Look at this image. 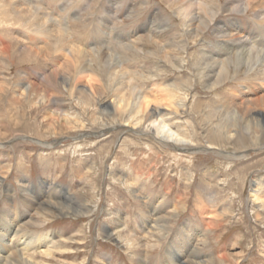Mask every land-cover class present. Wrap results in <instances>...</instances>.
<instances>
[{
	"label": "rangeland",
	"instance_id": "obj_1",
	"mask_svg": "<svg viewBox=\"0 0 264 264\" xmlns=\"http://www.w3.org/2000/svg\"><path fill=\"white\" fill-rule=\"evenodd\" d=\"M12 1L17 3L18 0ZM19 1L32 12H38L37 15L42 16L46 23L38 26L34 13L32 17H21L14 14L8 3H4L3 11L10 20L0 23V84L3 83V87L7 86V82L13 83L19 75L34 79V68L41 69L46 62L55 63L56 56H63L65 51L62 50L69 49V46L79 47L89 59L93 57L96 63H102L100 71L98 70L101 76L99 79H111L109 75L117 79L122 77L120 79L137 84L153 96L159 84L185 83L186 80H191L190 96L194 95L197 103L201 104L198 110L200 114L196 118L198 124H201L198 128L203 129L202 135L209 141L218 142L209 129L212 124H208V118L203 116L206 105L212 103L211 106H216L219 103L216 101L221 98H216L202 86L195 66L198 60L195 56L202 49H213L210 44L218 38L214 35L213 28L203 29L206 31L205 41L199 39L193 42L184 35V25L176 12L181 0ZM217 1L221 5L223 0ZM257 5L254 9L263 7L264 0ZM224 15H220L216 21L228 18L223 17ZM50 25L59 36H46ZM11 29L21 37V42L29 43L34 39L36 44H42L46 52L50 53L46 62L40 57L30 61L24 57L18 50L19 41L12 36H4ZM160 30L165 36L173 37L174 41L184 40L185 53L179 58L185 60L177 59L180 68L176 70L162 61L160 56L146 53H157L152 36L157 35ZM253 33L255 38L251 46L264 47L262 34L257 31ZM106 40L110 42L106 43ZM55 46L59 48L56 49ZM3 47L8 48L9 53H3ZM106 56L110 58L108 60L117 63L116 69L115 65L105 66ZM80 59L83 61L82 57ZM188 59L192 70L187 68ZM120 68L122 72L114 73ZM255 78L250 72L243 76L232 72L228 84L249 79L245 81L249 85ZM37 82L34 91L40 92L43 87L39 85L43 83L41 79ZM156 82L158 83L155 84ZM46 89L51 97L57 96L53 89ZM215 93L222 97L228 92L219 90ZM5 95L1 90L0 175L4 178L0 181V212H3L0 225L5 215L12 214L11 211L23 216L20 221L26 217V213L29 217H35L34 213L26 212L21 201L24 190L29 193V189L24 186L27 181L33 184L32 192L38 191L44 198L48 195L61 196V206L69 207L63 215L49 218L40 226L20 223L23 226L21 233L31 231L34 235H40L47 231L53 233V240L60 242L58 250L53 251L51 256L33 253L29 256L30 260L38 264H100L106 258L108 264H140L139 260L142 258L145 259L144 264H171L170 255L177 254L172 251L167 254L168 238L173 231L187 223L207 238V243L200 252L202 255H212L214 264H264V221L259 216L261 207L258 202L249 198L255 181L262 184L261 196L264 198V143L261 149L254 150L250 146L252 148L246 149L245 156L232 159V153L244 149H236L237 147L248 145L246 138H242V142L233 139L232 145L219 148L220 150L214 147L215 144L210 146L205 142L192 153H186L165 151L151 136L134 133L128 127L110 128L105 136H97L98 131L104 128L91 132V129L58 131L63 127L55 124V129L48 131L44 125L48 118L34 111L31 113L35 123L40 124L38 130H35L30 116L26 117L23 128L16 127L17 125H13V114L22 113L27 107L22 103L18 107L12 105L13 109L9 112L10 95ZM58 96L64 109L75 110L76 104L71 102L68 95L61 93ZM11 132L16 135L9 136ZM124 139L129 140L125 142L126 145L121 144ZM226 155L231 156L230 160L225 159ZM110 165H115L120 170V183L110 179L108 171L114 168H109ZM89 166L91 169H88ZM186 176L191 179L187 180ZM128 177L142 183L143 190L150 195H160L167 206L177 207L178 211L166 218L171 226L169 233L164 230L151 231L160 238L148 236L143 240L144 235H150V231L148 233V230H144L142 223L145 215L138 206V199L130 189V184L125 182ZM116 212L122 218L123 229L119 231L120 234L112 222ZM261 216L264 217L262 214ZM118 234L121 235L120 238ZM128 236H131V240ZM39 249L41 246L37 251ZM13 250L16 251L15 248L10 251ZM31 252L29 250L27 253ZM221 258L223 262H220Z\"/></svg>",
	"mask_w": 264,
	"mask_h": 264
},
{
	"label": "bare ground",
	"instance_id": "obj_2",
	"mask_svg": "<svg viewBox=\"0 0 264 264\" xmlns=\"http://www.w3.org/2000/svg\"><path fill=\"white\" fill-rule=\"evenodd\" d=\"M245 1L223 0L220 5L217 0H181L176 8L177 16L180 17L181 23L184 25V35L190 37L193 42L199 39L205 41L206 31L204 32V30L206 28H213L212 31L218 38L216 42L209 43L213 49H202L200 54L195 56V58H198L195 66L197 75L200 76L198 80L202 86L212 92L216 98H221L216 101L219 102L216 106H211L212 103L207 104L206 113L203 114V118H208V124H212L209 129L219 143L209 141L206 136L202 135L203 129L198 128L201 124H198L196 118L199 116L198 110H200L201 104L197 103L194 95L190 96L191 80H186L185 83L159 84L156 86V94L153 96L147 90H142L137 84L131 83L129 80L126 81V79H120L122 77L117 79V77L109 75L111 79H99L101 76L98 70L102 67V63H96V59L93 57L89 59L84 51L78 49L79 47L69 46V49L62 50L65 51L63 56H56L57 61L55 63H47L46 59L50 56V53L46 52L47 50L42 44H36L34 39H31L32 41L29 43L21 42V37L15 35V32L11 29L12 31L6 32L4 36H12L19 41L17 42L19 43L18 50L24 57H27L29 61L40 57L46 62H44L43 68H34V71H32L34 79L32 80L28 79L27 75H19L13 83L7 82L8 87H3V83L0 84V91L3 90V93L10 95L8 96V111L13 109L12 105L17 106L21 103L27 107L22 113H17L14 108L16 113L13 114V125L23 128L26 117L30 116L29 118L34 122L35 130L36 128L38 130L40 124L35 123L34 116L31 113L34 111L42 113L48 118L44 123L48 131L52 128L55 129V124L63 127L58 131L91 129V132L92 130L104 128L98 131L97 136H105L110 128L128 127L134 133L139 132V134L151 136V139L158 142V145L163 147L165 151L192 153L200 144L203 145L205 142L210 146L215 144L214 147L219 149L232 145L233 139L242 142V138L248 140V145L237 147L236 149H244L238 153H232V157L226 155L225 159L230 160V157L239 159L245 156L246 151L252 147H254V150L261 149L264 146H262L264 143V47L256 48L252 47L251 44H253L255 38L253 32L256 31L262 34L261 40L264 43V6L254 9L258 7L257 3L261 0H247L246 3ZM5 2L11 6L14 14L21 17H32L35 14V23L38 26L46 23L42 16L37 15L38 12H32L25 5L22 6L19 0L17 3L12 0H0V23H3V21L9 22L10 20L5 15L6 12L3 11ZM220 15L228 18L217 22L216 20ZM233 15L237 17H233ZM46 34L50 38H52L51 35L54 37L59 36L52 26L46 30ZM36 35H38V32ZM152 38L157 46V53L149 51L146 53L160 56L163 59L162 61L168 63L174 70L180 68L177 59L180 61L185 60L182 57L179 58L185 53L184 40L174 41L173 37L165 36L162 31L158 32L157 35L154 34ZM109 42L110 40H106V43ZM202 46L203 44H201ZM55 48L59 47L55 46ZM3 49V53H9L8 48L3 47ZM81 57L83 61H80ZM104 58H106L104 61L105 66L115 65L114 69L118 67L117 63L108 60L110 59L108 56ZM189 62H191L190 59H188L187 68L190 65ZM200 62L201 64H199ZM118 71L122 72L121 68L115 70L114 73ZM232 72L242 76L250 72L256 78L249 82V85L245 82L249 79H241L238 82L239 84L229 85L228 81L231 80ZM39 79L43 83L39 87L42 86L43 89L40 92H35L34 89L37 88L35 86ZM97 82H100V84L98 85ZM164 85L166 86L163 87ZM46 88L53 89L57 92V96L54 94L55 96L51 97ZM218 89L220 91L225 90L228 93L220 97L215 93L219 91ZM61 93L68 95L71 102L76 104L74 111L62 107L61 100L57 98ZM31 108L33 109L31 110ZM218 109L220 110L217 112ZM85 133L88 134L89 131ZM15 135L14 132L9 134L11 137ZM128 141L124 139L121 144L126 145L125 142ZM130 141L133 140L130 139ZM39 143L41 144V142ZM191 144L196 145V147ZM109 168H113L108 171L110 179L120 183V170L115 165H110ZM88 169H91V167L89 166ZM2 178L4 177L0 175V181ZM186 179L190 180L191 178L186 176ZM125 182L130 184V189L138 199V206L145 215L142 223L145 227L144 230H148V233L150 231V235H144L143 240H146L148 236L159 239L158 235L159 238L152 233L154 231L161 232L164 230L169 233L171 226L166 218L168 219V216H171L173 212L176 213L178 211L177 207L167 206L160 195L155 197L145 192L142 183L134 181L131 177H128ZM261 185L260 181L253 183L249 198L259 203L261 207L259 216L264 221V217L261 216V214L264 216V198L261 196L263 194ZM24 186L29 189V193L33 191L31 189L33 184H30L29 181ZM5 192L7 193V190ZM29 193L24 190L21 201L26 208V212L34 213L35 217L32 215L29 217L26 213V217L20 221L23 216L17 214L16 211H11V215H5L2 219L0 248L4 249L0 250V264H38V262L30 260L29 256L33 253L51 256L53 251L58 250L60 246L59 241L53 240L51 235L53 233L47 231L40 235H34L31 231L21 233L23 226L20 223L25 222V225L40 226L49 218L63 215L69 207L61 206V198H63L61 196L59 198L48 195L47 198H44L41 194H38V191L27 195ZM70 197L72 198V196ZM166 208H170L171 212L169 213ZM2 213L0 212V216ZM121 221V215L116 212L112 222L115 225V230L118 229V233L123 229ZM119 234L118 238L121 237ZM144 243L147 242L144 241ZM205 243H207L205 235L195 230L190 224L184 223L182 228L173 231L168 238L166 244L167 254L171 251L177 254L170 255L169 261L171 264H214L212 255H202L200 252ZM129 244L133 245L130 242ZM40 246L41 249L37 251ZM14 248L16 251L11 252L10 250ZM29 250L32 251L30 254L27 253ZM105 259H102L100 264H108ZM219 260L220 262L224 261L222 258ZM139 263L144 264L145 259L140 258Z\"/></svg>",
	"mask_w": 264,
	"mask_h": 264
}]
</instances>
